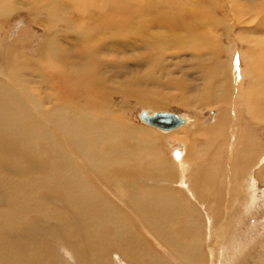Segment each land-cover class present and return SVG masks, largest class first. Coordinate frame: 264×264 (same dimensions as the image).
Wrapping results in <instances>:
<instances>
[{
    "label": "bare ground",
    "instance_id": "6f19581e",
    "mask_svg": "<svg viewBox=\"0 0 264 264\" xmlns=\"http://www.w3.org/2000/svg\"><path fill=\"white\" fill-rule=\"evenodd\" d=\"M65 1H68L67 8L63 7ZM52 2L48 0L46 2L50 14L46 21L52 22L53 13H56L57 9L63 11L61 16L66 12L74 13L76 18H70L73 22L71 26L73 25L74 28L72 40L76 44L75 47L79 46V49L71 58L63 59L60 55V60L54 58L51 62L46 60L44 63H39L46 67L47 72L43 76L38 75L36 79L39 83L41 80H46L48 84L45 88L42 87L40 92L37 91L38 93H32L26 87L29 82L22 73L27 70L28 64L34 62L32 59L27 61L30 57L27 55L31 51L27 47L28 44L25 43L20 48H16L14 45H17V42L14 40L12 43L7 42L12 45L4 46L7 67L0 80V160L3 161V167L9 166L15 169V172L13 176H7L5 173L0 176V186L5 189L4 201L0 196L2 204L0 207V263L9 264L16 259L17 264H29L32 259L36 262L40 258L36 241L29 244L28 248L21 253L15 251L17 250L15 247L13 250L10 241L14 240L15 233L22 225H31V219L36 220V217L42 216L45 221L49 222L59 220L64 225L63 230L67 237L74 244L80 243L81 246L89 248L92 253L90 254L95 257L98 264H104L103 258L109 250L115 249L116 252H123L131 245L132 250L129 249L128 254L126 250L131 263L166 264V259H161L163 256L156 258L153 255V250H151L153 246L145 242L143 237H139V234H135L132 226L154 237L156 241H153L158 244L162 252L168 254L169 259L174 258L179 264H205L202 260L203 253L197 248L201 246L198 231L183 235L184 231L180 230L182 227L177 226L183 223L177 222L181 215L177 211L176 203L183 204V202L180 198L169 195L167 187L162 185V173H165L164 162L159 159L155 161L149 159V155L155 151V140L159 141V138H152L153 135L150 136L146 131L135 129L128 125L126 120L113 115L110 99L118 94L114 91L116 84L114 80L117 79H119L120 89L127 90L129 94H133L134 89L144 88L148 84V78L156 69H162V67L157 68L156 62L164 59L161 57L170 46L176 47L177 52L182 48L193 51H199L202 47L212 49L213 45L209 37L214 43L215 38L212 33L215 32L216 26L225 24L216 17L215 5L211 2L206 3L205 0H196V3L193 0H62ZM18 3V0H0V13L6 16V13L14 9ZM26 3L28 2L21 3V6ZM32 3L34 2L30 1L28 5L31 6ZM226 4L229 13H233L237 22H242L246 17L261 16V22L259 24L256 22L255 30L257 31L252 36H248L249 48L242 55L245 61L244 70L248 79V87L240 101L237 99L242 120L244 113L246 118L261 121L260 119H264V0H237L235 2L226 0ZM49 27L55 29L58 28V24L54 23ZM119 31L123 41L113 44L114 50L103 47L107 44L108 38ZM6 37L4 39H7ZM1 38L0 44L4 41ZM137 41L145 44L143 54L145 58L138 62L134 58L133 66L127 67L123 65L125 64L123 57L126 58L124 55L122 59L114 57V53L121 55L122 51L135 50L133 46ZM2 45L0 48L3 47ZM251 47H256V51L253 52ZM37 51V59L40 57L45 59L48 54V44L46 50L41 51L38 48ZM90 55L95 60L87 77L80 79L85 76L87 70L84 64L80 65L83 67L79 66L80 76L73 77L70 71L73 72L74 68L67 67L65 63L68 61L69 63H76V61L82 63L84 57L90 60ZM216 74H218L217 70L214 72V77ZM31 78L33 77L29 75L28 79L32 80ZM215 78L216 80L213 75H208L203 84L205 95L210 102L218 98L213 92L214 85L219 83L217 77ZM255 81L258 82L257 87H253ZM44 89L48 91L47 94L43 92ZM49 100H55V104L46 107ZM184 104L187 105L189 102ZM146 113L150 115L149 112L146 111ZM181 119L183 124L175 129L169 131L156 129L173 132L187 124L186 119ZM220 129L216 128L211 131L208 129V132L213 135L214 142L224 134L223 128L220 127ZM207 139L209 140V137ZM243 146L246 151L242 152L241 160L243 164H249L251 160L248 159L252 158L253 151L249 153L251 147ZM192 149L197 148L192 146ZM176 154L177 157L174 156V158L180 164L181 160H178L181 152H176ZM196 154L191 151L190 156L187 157L188 161L181 163L177 184L179 185L182 180V185L179 187L182 189L186 187L185 190L188 189L190 194L192 192L197 196L192 190L194 189L198 193L197 204L202 205L206 211L209 209L212 213L221 202H213L214 199L210 202L208 198L212 191L210 182L204 179L199 180L202 162L204 160L207 162L208 152L203 154L204 158ZM212 155L215 156L211 160L212 169L211 172L207 171L212 175L211 177L214 174L218 175L219 165H221L219 155L214 151ZM238 162L237 153L236 164ZM144 164H149L148 169ZM111 166H114V169L111 170ZM251 175V172L246 171L242 174L238 170L235 181L233 179L236 188L233 186L232 189H235V192L229 195L232 198L229 199L231 203L234 202L230 203L232 209L237 208L236 205L241 203V196H246L254 189L250 179ZM205 176L208 177L207 174ZM240 176H245V182ZM262 176H264V168L254 174L257 181L264 183ZM144 182H154L157 188L146 187ZM217 182L219 183L220 180ZM213 191H215L214 188ZM44 192L53 193V195L60 194L61 200L69 205L67 213L65 214L63 210H53L50 207L51 203L50 208H47V202L43 201L45 198L43 196L46 194ZM222 192L221 190V195ZM111 193H114V196H111ZM124 195L126 211L111 201L115 197L116 201L118 199L122 202ZM238 208H240L239 205ZM191 211L190 207L189 218L192 217ZM243 211H241L242 214ZM247 211L250 213V210L247 209ZM127 212L132 218L133 225L130 222L132 226L129 224V218L126 217ZM244 213L246 214V211ZM67 222L72 225L70 226ZM190 222H193V219H188L189 227H187L193 230L194 226L189 225ZM209 222L208 218L205 225L211 226L212 222ZM237 222L240 223L238 220ZM35 228L32 225V230ZM226 229L228 227L224 230ZM211 231L213 232V229ZM213 234L215 235L214 232ZM226 234H229L227 230L220 234L224 244H228ZM128 236L130 243L129 240L127 241ZM141 239L144 242L141 241L142 247L137 250L138 240ZM161 242H163L162 245ZM80 244H77V247ZM231 244L233 243L229 245ZM234 246L216 248V253H218L214 259L216 264H236L237 255L232 253ZM164 247L169 248V251ZM116 252L113 253L116 254ZM241 252L237 254L240 256ZM26 253L28 257L24 258ZM73 260L74 257H71L72 262Z\"/></svg>",
    "mask_w": 264,
    "mask_h": 264
},
{
    "label": "rangeland",
    "instance_id": "374dc122",
    "mask_svg": "<svg viewBox=\"0 0 264 264\" xmlns=\"http://www.w3.org/2000/svg\"><path fill=\"white\" fill-rule=\"evenodd\" d=\"M30 1L34 2L32 3L33 6L28 5ZM50 1L61 2L62 0H48V2ZM205 1L206 3L211 2L215 5L214 12L216 17L225 23L224 25L216 26L215 32L212 33L215 38L214 43L209 37V41L213 45L212 49L202 47L199 51H193L182 48L177 52L176 47L170 46L161 57L164 59H159V61L156 62L157 68L162 67V69H156V71L148 78V84L145 85L144 88L134 89L133 94H129L127 90L120 89L118 84L119 79L114 80L116 82L114 91L118 94L114 96L115 98L113 97L110 99L114 113L112 114L126 120L128 125H131L135 129L146 131L150 136L153 135L151 136L152 138H159V141L155 140L157 143H155V151L149 155V159L151 161L159 159L164 162L165 173H162V185L167 187L166 189L170 192L169 195L176 196L175 198H180L181 202H183V204L176 203L177 211L181 215L177 222L183 223L177 224V226L180 228L182 227L180 230L184 231V233H182L183 235H189L190 232L193 233L194 231H198V238H200V244L203 248H201V246H198L197 248L201 249V253H203L202 260L205 264H216L214 261L218 254L216 253V248H219L221 243L224 244V242L221 241L220 234L221 232L223 233V231L225 233L226 230L227 233H229L226 234L227 236L225 235L228 244L225 243L227 246L222 244L220 248H230L235 245L232 248V253L235 254V256H238H236V264H258L257 262H259V264H264V183L257 181L256 177H254V174H256L258 170L264 168V159H261L264 158V119H260L261 121H255L254 119H249V117L246 118L243 113L242 120L239 114L240 104L237 101V99L240 101L244 96L248 87V79L244 70L245 61L242 55L249 48L248 36H252V34L257 31L255 30L257 25L256 22H258V24L261 22V16L255 15L254 17H250L251 19L246 17L242 22H237L233 13H229L226 0ZM235 1L237 0H231V2ZM18 2L19 3L14 9H11L9 13H6V16H3L0 13V38L2 37L1 40H4L1 43L3 44V47L0 48V80H2L1 75H4L7 67V59L4 54L6 48L4 49V46L8 47V45L14 40L17 42V45H14L16 48H20L21 45L26 43L28 44L27 47L31 50L28 53L29 55H27L30 56L27 61H31L32 59L34 62L28 64L29 67L22 73V75L28 80L27 82H29L26 87L29 88L32 93H38L41 91L42 87L45 88L46 84H48L46 80H41L39 83L36 79L38 78V75L42 74L43 76L47 72L46 67L39 63H44L46 60L51 62L54 58L60 60L61 56L63 59L71 58L79 49V46L75 47L76 44L72 40L74 36V28L73 25L71 26V24H73L71 19H75L76 15L72 12L70 14L66 12L61 16L63 11L57 9V12L53 13L54 17L51 24L46 21L49 17L48 15H50L46 3L47 0H18ZM23 2L28 3L21 6V3ZM193 2L196 3V0H193ZM66 6H68V1H65L63 5V7L67 8ZM228 6L230 7L229 2ZM54 23H56V25L58 24V28L53 29L49 27L54 25ZM155 30L159 31V29ZM240 32H243L244 34ZM120 34L121 32L119 31L116 32L115 35L109 37L107 44L103 47L114 50L113 44L123 41ZM208 34L210 35V32H208ZM4 37L7 39H4ZM9 41H11V43L7 44ZM47 44V57L45 59L42 57L37 59L38 48L41 51L46 50ZM133 47H135V50L129 49L122 51L121 55L117 53H114L113 55L115 58L119 59H122L124 55L127 59L123 57L125 60V64L123 65L131 67L133 66L134 58L136 59V62L145 58L143 55L145 53V44L142 41H137L136 45ZM32 49H35V51H32ZM251 49L253 52L256 51V47H251ZM94 60L95 58L90 55V60L84 57L82 63L77 61L76 63H69L68 61L65 64L67 67L74 68L73 72L70 71V73L75 78L80 76V74H78L80 71L79 66L82 64L86 65L87 70L85 71V76L80 78L85 79ZM228 68L230 70L229 72ZM215 70L218 72L215 77H217L219 83L214 85L213 92L218 98H214L215 101L211 100L212 102H210L205 95V87L203 84L208 75H213L214 80H216L214 77ZM29 75L33 77L31 78L32 80L28 79ZM257 86L258 82L255 81L253 87ZM43 92L45 94L48 93L46 89H44ZM49 101L50 102L47 103L46 107H51L55 104V100ZM186 102H189V104H184ZM146 111L150 114L153 112L174 113L181 118L186 119L187 124H184V127L182 126V128L180 127V129L174 130L173 132H163L141 122L139 114ZM220 127L223 128L224 134L215 139L214 142V139H212L213 135L208 132V129L209 131L216 130V128L221 130ZM207 137H209V140ZM243 145H245V147L248 145L251 147L249 153L253 151L252 158L248 159L251 160L249 164H243V161L241 160L242 152L246 151V148H244ZM192 146H195L197 149L193 150ZM191 151L197 153L196 155L201 156V158H204L203 154L208 152L207 162H205L206 160L202 162V174H199V180L202 181L204 179L210 182L209 185L212 189L211 194L208 197L210 202H212L213 199V202H221L220 206L215 209V212L211 213L209 209L206 211V209H203L202 205L197 204L198 193L194 189L192 190L197 196L192 192L190 194L188 189L185 190L186 187L184 185V189L180 188L179 186L182 185V180L179 185L177 184V181L179 180L177 176L181 169V163L188 161L187 157L190 156ZM212 151L219 155V160L221 161L218 175L214 174L213 177L207 172L208 170L211 172V160L215 158V156L212 155ZM176 152H181V156L178 160H181L180 164H178L176 158H174V153ZM201 152L204 153L202 154ZM237 153L239 162L236 164ZM222 159L224 160L223 163ZM3 166V161L0 160V176L4 173L7 176L14 175L15 169L10 168L9 166ZM144 166L148 169L149 164H144ZM112 169H114V166H111V170ZM111 170H109V173L112 172ZM238 170L242 174L246 171L251 172L252 175L250 179L254 189L247 193L246 196H241V203L236 202L240 208L236 205L237 208L235 207L234 210L231 206L234 202L231 203L230 200L232 198L229 195L230 193L232 194L235 192V189H232L233 186L235 187L233 179L235 181V176L238 173ZM205 174H207L208 177L205 176ZM262 177L264 179V176ZM242 178L245 182V176ZM217 180H220V186ZM151 183L152 182H144L143 184L146 187L157 188L156 183H152L154 186H152ZM2 188L3 186H0V196L4 201L3 192L5 189ZM213 188L215 191H213ZM221 190L223 191L222 195ZM104 192L107 193L106 191ZM44 193L46 194L43 196L45 197L43 201L47 202V208L51 207L53 210H63L65 214L67 213L69 205H66L61 200V196H59L60 194L53 195V193L49 192ZM111 194V196H114V193ZM253 194H255V197ZM249 195L251 197H249ZM123 198L122 202L118 199L116 201L115 197L111 201L113 204H117V206L126 211L125 195ZM226 201L229 205H227ZM244 202L246 203L244 204ZM222 203L224 205H222ZM1 205L2 204L0 203V207ZM246 206L247 209L250 210V213L247 211ZM190 207L192 208L191 218H189L188 213ZM236 209L239 212L236 211ZM241 211H243V214ZM245 211L246 214L244 213ZM128 213L129 212L126 213V217L130 220L129 224L131 222L133 225V221H131L132 218ZM36 218V220H30L32 223L31 225H22L20 230H17L15 233V236L13 237L14 240L10 241L13 250L17 249L15 251L18 253L23 252V250L25 251L28 248V245L32 242H37L40 258L36 262L32 259L29 264H41V262L42 264H79L81 261L80 264H98L95 257L91 255L92 253L89 248L81 246L80 243H77L80 244L77 247V244H74L67 237L63 230L64 225L60 223L59 220L50 221V223L49 221H45L42 216ZM208 218L210 219V222H212L211 226L205 225L207 224ZM188 219H193V222L189 223V225L193 224V230L188 228ZM237 220L240 221V223H238ZM67 224L70 226L72 225L68 222ZM131 224L130 226H132ZM32 225L36 227L34 230H32ZM227 227L229 230H224ZM132 229L135 234H139V237H143L145 242L149 243L150 246H153L151 247L152 249H150L153 250L152 253L156 258L163 256L161 259H166V264L169 262L171 264H179L174 258L169 259L167 253L162 252L161 248L157 246L158 244L154 242L156 239L147 235L149 233L136 229L133 226ZM211 229H213L215 235ZM235 233H238L239 235ZM128 240L129 236L127 237V241ZM143 240H138L139 247L135 246L137 250L142 247L141 241ZM128 242L130 243V240ZM162 243L163 242H161V245ZM230 243L233 244L229 245ZM218 244L220 246H218ZM131 247L129 246L127 249H124L123 252H116L115 249L109 250L103 258L104 264H133L129 261V257L126 255V250L128 254L129 249L132 250ZM164 249L169 251V248L167 247H164ZM240 250H242V252ZM113 252H116V254ZM239 252L242 253L240 256L237 254ZM26 257H28V253L24 254V258ZM71 257H74L75 261L73 260L72 262ZM92 260H94V262ZM17 262L18 261L15 259L9 262V264H17ZM3 264L7 263L3 262Z\"/></svg>",
    "mask_w": 264,
    "mask_h": 264
},
{
    "label": "water",
    "instance_id": "95a60500",
    "mask_svg": "<svg viewBox=\"0 0 264 264\" xmlns=\"http://www.w3.org/2000/svg\"><path fill=\"white\" fill-rule=\"evenodd\" d=\"M139 119L149 126H153L163 131H169L183 124V120L174 113L154 112L148 115L146 112L139 114ZM177 157V154L174 153Z\"/></svg>",
    "mask_w": 264,
    "mask_h": 264
}]
</instances>
